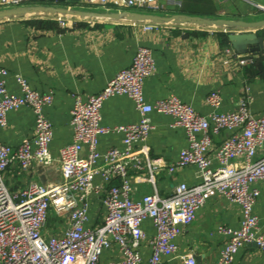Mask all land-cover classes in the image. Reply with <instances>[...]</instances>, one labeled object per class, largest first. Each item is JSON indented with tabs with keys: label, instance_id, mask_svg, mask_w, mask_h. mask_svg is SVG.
I'll return each instance as SVG.
<instances>
[{
	"label": "crops",
	"instance_id": "1",
	"mask_svg": "<svg viewBox=\"0 0 264 264\" xmlns=\"http://www.w3.org/2000/svg\"><path fill=\"white\" fill-rule=\"evenodd\" d=\"M177 1L181 6L171 5L169 0H161L164 10L153 15H184L246 23L264 21V0ZM21 6L66 8L97 14L138 12L123 10L114 5L89 6L81 0H31ZM15 7H0V11ZM149 25L56 12L0 21V68L8 71V91L20 94L15 79V75L19 74L29 82L32 89L54 95L53 105L45 109L53 126L50 152L54 160L48 166L33 163L26 172L22 171L19 163L12 164L4 174V181L10 191H22L32 182L43 185L61 182L60 151L73 139V96L78 94L86 99L103 91L121 69L130 66L140 47L151 49L156 61V71L144 86V94L149 103L175 94L197 113L207 116L215 111L207 103V98L211 92L219 91L222 96V105L217 110L219 112H236L240 99L246 95L252 97L250 110L253 114L264 112V25L244 29L170 23L148 29ZM244 33H254L262 43L249 46L248 53L238 52L232 46L229 36ZM253 48L259 50L252 52ZM226 49H232L239 57L228 55ZM244 60L248 61L245 65L242 63ZM7 119V126L0 128V143L17 149L26 140L33 139L35 119L29 107L10 111ZM139 119L134 103L124 95H116L103 104V126L113 128L134 124ZM151 120L155 129L146 143L133 146L144 168L138 170L134 165L128 168L135 200L152 194L168 197L179 183L190 186L199 183L195 167L169 171L178 160L180 151L187 145L183 130L172 128L173 119L169 116L153 113ZM229 134L222 132L213 136L214 148L210 153L213 160L215 149ZM144 145L149 148L148 156L139 153ZM112 148L124 150V136L121 133H108L99 138L97 150L101 158L97 166L104 164L102 157ZM88 153L87 147H84L83 157H87ZM263 156L264 150H260L255 160ZM148 160L161 163L154 181H150ZM214 165H217L215 160ZM93 183L99 190L86 200L89 215L87 227L96 229L103 225L107 215L104 201L109 189L120 182L116 180L107 183L101 175H97ZM255 186L260 195L254 211L259 220V229L264 233V181H258ZM241 220L238 205L221 196L211 198L199 211L196 220L177 238L180 255L194 257L196 264H215L229 240L217 228H238ZM70 228L69 213L58 215L52 209L42 234L45 238L57 237ZM143 230L145 239L142 242L143 261L140 264H149L151 241L156 232L150 221L144 222ZM121 259L119 248L113 246L104 252L99 264H111ZM163 264L185 263L180 258H166ZM233 264H264V252L256 244H248L240 250Z\"/></svg>",
	"mask_w": 264,
	"mask_h": 264
},
{
	"label": "built area",
	"instance_id": "2",
	"mask_svg": "<svg viewBox=\"0 0 264 264\" xmlns=\"http://www.w3.org/2000/svg\"><path fill=\"white\" fill-rule=\"evenodd\" d=\"M31 0H0V7L24 5ZM86 5H114L123 10L142 13H159L164 10L161 0H81ZM171 5L181 6L177 0ZM157 24H150L152 29ZM228 55L238 56L232 49ZM244 65L247 60L242 62ZM156 71V61L151 49L140 47L129 67L121 69L105 89L86 99L73 96L71 109L72 142L60 151V183L43 185L30 183L26 189L12 192L4 181V174L14 163L22 171L30 170L33 163L51 165L50 145L53 126L45 109L54 103L52 93H39L30 87L21 75H15L20 94L7 88L8 71L0 68V128L8 124L7 115L22 107H29L35 119L32 140H26L17 149L0 143V264H99L105 251L116 246L122 259L111 264H140L145 239L143 224L150 221L155 228L151 241L149 264H163L166 258H180L185 264H196L192 256L180 255L177 238L191 225L211 198L221 196L238 205L241 224L238 228L219 226L217 231L229 237L215 264H233L237 254L248 244H256L264 252V233L259 229L255 214L260 195L255 186L264 181V156L255 160L258 151L264 150V112L255 115L250 110L252 97L246 95L238 103L236 112L217 111L222 105L219 91H213L207 103L215 111L201 115L175 94L151 104L144 94V86ZM124 95L132 100L140 115L137 123L115 126L102 125V108L105 101ZM158 113L173 119L171 127L183 130L187 145L180 153L176 169L195 167L199 183L190 186L179 183L168 197L147 195L141 200L133 198L130 165L144 168L134 144H145L155 126L151 115ZM229 132L228 138L214 151L213 136ZM108 133L124 136V150L112 148L101 158L97 147L99 138ZM89 153L83 157V148ZM144 145L139 153L148 156ZM161 166L160 161L148 160L150 181ZM101 175L107 183L118 180L105 198L107 215L103 225L91 229L86 200L99 189L94 185L95 176ZM83 203V205H80ZM58 215L69 213L71 228L57 237L45 238L42 234L51 210Z\"/></svg>",
	"mask_w": 264,
	"mask_h": 264
},
{
	"label": "water",
	"instance_id": "3",
	"mask_svg": "<svg viewBox=\"0 0 264 264\" xmlns=\"http://www.w3.org/2000/svg\"><path fill=\"white\" fill-rule=\"evenodd\" d=\"M49 1H61L65 2L67 0H49ZM69 1H80V0H69ZM56 12L63 15H70L76 17H91V18H105L112 19L116 21H126L131 23H150V24H170V23H180V24H193L201 26H211V27H226L235 28L242 27L244 29L250 28H259L264 25V21L255 22V23H246V22H231L222 19L218 20H209L200 17H189L184 15H173L170 17H162L158 15L148 14V13H139V12H116V13H105L97 14L80 10H70L66 8H53V7H29V6H19L15 8H9L0 11V21L12 18H23L31 15H40L41 13ZM229 39L232 43V46L238 52L248 53L249 46L261 44L257 36L254 33H244V34H234L229 36ZM259 48L251 49L252 52L258 51Z\"/></svg>",
	"mask_w": 264,
	"mask_h": 264
}]
</instances>
